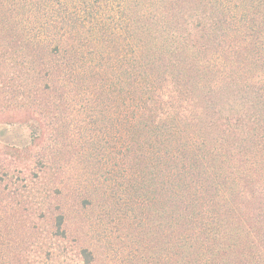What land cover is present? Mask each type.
<instances>
[{
  "label": "trees",
  "instance_id": "16d2710c",
  "mask_svg": "<svg viewBox=\"0 0 264 264\" xmlns=\"http://www.w3.org/2000/svg\"><path fill=\"white\" fill-rule=\"evenodd\" d=\"M0 264H264V0H0Z\"/></svg>",
  "mask_w": 264,
  "mask_h": 264
}]
</instances>
